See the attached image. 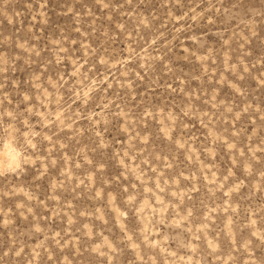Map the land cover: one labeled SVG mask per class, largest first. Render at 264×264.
Segmentation results:
<instances>
[{"label":"rangeland","instance_id":"rangeland-1","mask_svg":"<svg viewBox=\"0 0 264 264\" xmlns=\"http://www.w3.org/2000/svg\"><path fill=\"white\" fill-rule=\"evenodd\" d=\"M0 162V264H264V0H0Z\"/></svg>","mask_w":264,"mask_h":264},{"label":"bare ground","instance_id":"bare-ground-1","mask_svg":"<svg viewBox=\"0 0 264 264\" xmlns=\"http://www.w3.org/2000/svg\"><path fill=\"white\" fill-rule=\"evenodd\" d=\"M4 161H5V164L8 165V166H13V165H16L17 164L15 155L11 151H8L6 153V158H5Z\"/></svg>","mask_w":264,"mask_h":264}]
</instances>
